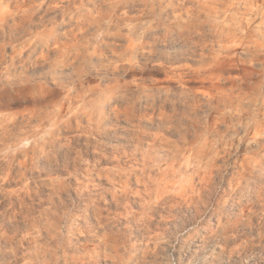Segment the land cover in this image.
Returning a JSON list of instances; mask_svg holds the SVG:
<instances>
[{"label": "clouds", "instance_id": "1", "mask_svg": "<svg viewBox=\"0 0 264 264\" xmlns=\"http://www.w3.org/2000/svg\"><path fill=\"white\" fill-rule=\"evenodd\" d=\"M264 264V0H0V264Z\"/></svg>", "mask_w": 264, "mask_h": 264}, {"label": "rangeland", "instance_id": "2", "mask_svg": "<svg viewBox=\"0 0 264 264\" xmlns=\"http://www.w3.org/2000/svg\"><path fill=\"white\" fill-rule=\"evenodd\" d=\"M200 260L203 264H228L225 259L219 257L213 249H208L207 252L200 253Z\"/></svg>", "mask_w": 264, "mask_h": 264}]
</instances>
